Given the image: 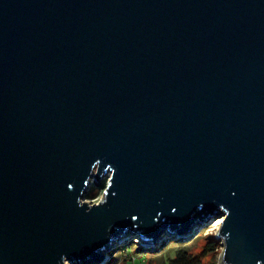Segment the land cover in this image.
<instances>
[{"label": "water", "instance_id": "95a60500", "mask_svg": "<svg viewBox=\"0 0 264 264\" xmlns=\"http://www.w3.org/2000/svg\"><path fill=\"white\" fill-rule=\"evenodd\" d=\"M221 204L228 264H264V0H0V264H101Z\"/></svg>", "mask_w": 264, "mask_h": 264}, {"label": "clouds", "instance_id": "9594fccd", "mask_svg": "<svg viewBox=\"0 0 264 264\" xmlns=\"http://www.w3.org/2000/svg\"><path fill=\"white\" fill-rule=\"evenodd\" d=\"M100 165V159H97L94 163L91 164L90 177L95 176L99 172ZM105 172H110V174L107 175L104 186L102 188L94 187L87 196L83 198L77 197L76 203L78 207L84 208L85 206H87L85 209L86 213H91L93 208H98L106 205L108 203L109 195L113 197L117 195L116 192L110 191L114 183L115 170L112 168L111 165H109L107 168H105ZM85 183L88 184L90 183V181H85ZM68 188L72 189L73 185L69 184ZM218 210L220 213L223 214L212 218L210 223H208L206 226L200 227L197 233L195 234V236H200L201 234H203L208 242L210 238L213 240H218V243H212L216 247L214 249V253L209 254L206 264L212 261H214V264H228V261L226 259L228 249L227 242L230 239L231 234L230 232L224 233L223 230L231 213L230 210L223 204L219 205ZM173 212H175V209H173ZM131 219L132 221H136L138 217L133 215ZM133 243H136L138 245L139 241L133 239ZM101 251H103V249H101ZM119 251L121 250L113 252V255L111 257V259L116 260V264H119V261L116 257V254ZM108 259V257H105V260L102 262V264H108ZM57 264H70L67 254H61L60 259L57 261ZM257 264H261V262L257 261Z\"/></svg>", "mask_w": 264, "mask_h": 264}, {"label": "rangeland", "instance_id": "374dc122", "mask_svg": "<svg viewBox=\"0 0 264 264\" xmlns=\"http://www.w3.org/2000/svg\"><path fill=\"white\" fill-rule=\"evenodd\" d=\"M105 180L106 178L102 180L100 187L96 185L94 180H92V184L89 186L87 195L94 187L102 188ZM199 228L200 226H195L191 234L185 238H177L172 234H167L161 238L159 244L148 248H145L140 244L137 245L136 243H133V239H136L139 243H141L139 236L127 237L121 243H116V245L106 253V257L109 258L108 264H116V260L111 259V257L113 252L118 250H121L116 254L119 264H165L169 260L173 259L176 252L182 248H187L193 252H200L207 242V239L203 234L195 236Z\"/></svg>", "mask_w": 264, "mask_h": 264}, {"label": "trees", "instance_id": "16d2710c", "mask_svg": "<svg viewBox=\"0 0 264 264\" xmlns=\"http://www.w3.org/2000/svg\"><path fill=\"white\" fill-rule=\"evenodd\" d=\"M212 243H218V240L209 239L203 246L200 252H193L187 248L178 250L173 257L165 264H206L209 254L214 253L215 245ZM208 264H214V261L208 262Z\"/></svg>", "mask_w": 264, "mask_h": 264}]
</instances>
